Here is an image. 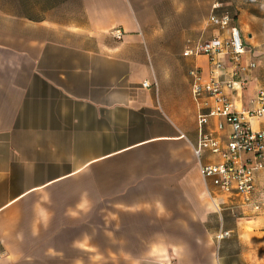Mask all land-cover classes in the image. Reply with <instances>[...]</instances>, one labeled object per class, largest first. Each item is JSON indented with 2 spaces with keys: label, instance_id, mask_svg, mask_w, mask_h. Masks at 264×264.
I'll return each instance as SVG.
<instances>
[{
  "label": "crops",
  "instance_id": "1",
  "mask_svg": "<svg viewBox=\"0 0 264 264\" xmlns=\"http://www.w3.org/2000/svg\"><path fill=\"white\" fill-rule=\"evenodd\" d=\"M174 12L233 14L244 62L258 65L235 99L251 108L264 89V0L0 6V264H264V171L244 206L203 179L194 153L190 72L208 78L210 65L184 53L220 33L212 14L166 26Z\"/></svg>",
  "mask_w": 264,
  "mask_h": 264
},
{
  "label": "built area",
  "instance_id": "2",
  "mask_svg": "<svg viewBox=\"0 0 264 264\" xmlns=\"http://www.w3.org/2000/svg\"><path fill=\"white\" fill-rule=\"evenodd\" d=\"M219 8V5L215 7ZM233 23L232 13H213L210 24L220 34L211 41L188 48L184 56H206L210 65L208 78L200 67L190 72L193 97L200 104V137L194 147L200 174L221 194L240 199L247 206L251 205L256 191V175L264 171V130L256 128V124L264 120V89L251 101V108L238 109L235 99L241 98L253 81L258 65L244 62L249 50L240 29ZM113 35L118 40L124 36L121 30L114 31ZM143 87L151 89L152 84L146 81ZM204 107L210 110L203 112ZM214 118L219 119L216 130H206ZM205 153L220 161L203 164ZM255 208L259 210L260 206ZM228 237L230 232H222L218 240Z\"/></svg>",
  "mask_w": 264,
  "mask_h": 264
},
{
  "label": "rangeland",
  "instance_id": "3",
  "mask_svg": "<svg viewBox=\"0 0 264 264\" xmlns=\"http://www.w3.org/2000/svg\"><path fill=\"white\" fill-rule=\"evenodd\" d=\"M11 0H0V6L6 7V2ZM211 12L204 13V12H194V13H181V12H174L169 13L168 16L164 19L163 23L166 26L170 25L171 23L176 24L179 27H192L198 24H202L207 21ZM191 35V34H190ZM198 36L195 35L194 38ZM185 46V44L183 45Z\"/></svg>",
  "mask_w": 264,
  "mask_h": 264
}]
</instances>
